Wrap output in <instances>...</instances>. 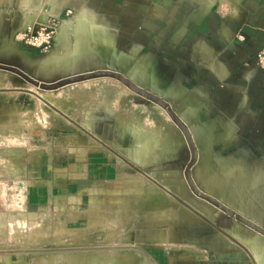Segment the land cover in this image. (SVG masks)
<instances>
[{
  "label": "rangeland",
  "instance_id": "obj_1",
  "mask_svg": "<svg viewBox=\"0 0 264 264\" xmlns=\"http://www.w3.org/2000/svg\"><path fill=\"white\" fill-rule=\"evenodd\" d=\"M45 1L30 0L29 5L43 7ZM27 3L0 0V63L19 67L45 82L109 69L101 59L86 57L66 58L55 65L53 62L62 59L53 54L55 44L49 50H30L21 38L24 26L13 30L10 25L13 17L23 24L21 15ZM68 26L65 21L61 28ZM65 35L59 39L62 43ZM123 74L138 82L130 73ZM10 95V100L23 103L19 110L23 120L12 134L0 135V264H160L158 259L164 264L169 262L168 255L181 262L204 256L229 257L231 252H248L255 260L264 258L263 233L191 189L184 173L191 157L189 144L158 103L143 100L114 76L48 89L0 68V98ZM119 123L128 127L123 136L127 142L129 136L132 141L138 137L136 145L118 142ZM57 144L109 148L114 161L125 162L135 172L132 178L138 180H127L126 189L131 190L121 194L110 191L123 187L119 177L84 188L79 195L84 203L78 211L48 205L29 213L27 177L19 173L21 163L28 154L34 158L42 148L47 152ZM263 165L256 162L230 176L212 163L200 161L192 174L204 191L264 227L262 178L255 184L261 187L249 186L252 173L264 170Z\"/></svg>",
  "mask_w": 264,
  "mask_h": 264
},
{
  "label": "crops",
  "instance_id": "obj_2",
  "mask_svg": "<svg viewBox=\"0 0 264 264\" xmlns=\"http://www.w3.org/2000/svg\"><path fill=\"white\" fill-rule=\"evenodd\" d=\"M28 2L23 24L12 18L13 30L43 12L75 11L54 46L53 54L62 59L51 62L101 59L162 95L189 126L199 150L197 163H212L230 176L256 162L264 164V68L257 63L264 49V0H47L43 7H30ZM241 14L246 20L234 31L227 21ZM11 96L0 98V135L12 134L23 120V103ZM118 127V142L136 145L138 137L132 141L129 136L128 142L123 137L127 125ZM29 155L19 172L27 177L29 213L48 205L78 211L84 188L119 177L123 187L110 191L121 194L131 190L126 189L127 180H138L125 162L114 161L109 148L57 144L47 152L42 148L34 158ZM251 176V189L261 187H255L260 177L264 185V170ZM166 258L169 262L164 264H264V258L255 260L248 252L181 262Z\"/></svg>",
  "mask_w": 264,
  "mask_h": 264
},
{
  "label": "water",
  "instance_id": "obj_3",
  "mask_svg": "<svg viewBox=\"0 0 264 264\" xmlns=\"http://www.w3.org/2000/svg\"><path fill=\"white\" fill-rule=\"evenodd\" d=\"M245 15L241 14L238 19L234 20H229L227 21L228 26L232 28L234 31H239V29L242 27L243 23L245 22ZM30 50L36 49L34 46H29ZM108 66L109 69H100V70H92L89 72L85 73H80V74H74L72 76H68L65 78L60 79L59 81L56 82H45L42 79H36L33 76H31L29 73L25 72L24 70L20 69L19 67H16L14 65L10 64H4L0 63V68L4 69H9L13 72L18 73L19 75L23 76L26 78L28 81L35 85H39L42 88H48V89H54V88H59L71 83H76L78 81L90 79V78H95V77H100V76H114L121 81H123L125 84L129 85V87L134 90L136 93L140 94L143 96V100L145 101H154L164 107L167 112L170 114L172 119L176 122V124L182 129L184 132L190 152H191V157L189 161L187 162V165L185 167V176L186 179L191 186V189L194 191L196 195L199 197L207 200L211 204L215 205L216 207L220 208L224 212H226L228 215L234 217L238 221L247 224L251 228L260 231L261 233L264 234V227L262 225H259L257 222H255L253 219L249 218L248 216H245L241 212L237 211L235 208L231 207L230 205L226 204L224 201L219 199L218 197L204 191L202 188H200L197 185V181L193 177L192 174V169L193 166L197 163L198 161V156H199V150L198 147L193 140V137L191 135L189 126L185 123V121L181 118L179 113L175 111V109L171 106L170 103H168L164 98H162L159 94L153 93L152 91L146 89L145 87H142L141 85H138L132 78L127 77L126 75L123 74L122 69L117 67L114 64H105Z\"/></svg>",
  "mask_w": 264,
  "mask_h": 264
},
{
  "label": "built area",
  "instance_id": "obj_4",
  "mask_svg": "<svg viewBox=\"0 0 264 264\" xmlns=\"http://www.w3.org/2000/svg\"><path fill=\"white\" fill-rule=\"evenodd\" d=\"M74 15L75 11L72 9H66L65 13L58 15L43 12L38 19L24 25L21 31L22 41L29 46L49 50L57 41L63 29L61 28L63 23L69 22L68 20H71ZM257 63L264 68V49L258 52Z\"/></svg>",
  "mask_w": 264,
  "mask_h": 264
},
{
  "label": "bare ground",
  "instance_id": "obj_5",
  "mask_svg": "<svg viewBox=\"0 0 264 264\" xmlns=\"http://www.w3.org/2000/svg\"><path fill=\"white\" fill-rule=\"evenodd\" d=\"M65 36H67V35H65ZM258 216V215H257ZM260 216V215H259ZM257 220L259 219V217L258 218H256ZM260 221H261V219H260ZM259 224V223H258ZM260 225V224H259Z\"/></svg>",
  "mask_w": 264,
  "mask_h": 264
}]
</instances>
